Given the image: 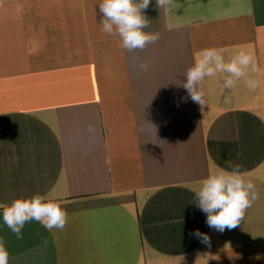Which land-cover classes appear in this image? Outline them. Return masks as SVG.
<instances>
[{"label":"crops","instance_id":"obj_1","mask_svg":"<svg viewBox=\"0 0 264 264\" xmlns=\"http://www.w3.org/2000/svg\"><path fill=\"white\" fill-rule=\"evenodd\" d=\"M100 2L0 0V203L51 191L68 213L22 239L0 213L8 264H264V0H151L159 39L134 51L101 31ZM240 45L247 76L206 77L201 111L182 87L193 53ZM229 162L260 199L221 233L189 186Z\"/></svg>","mask_w":264,"mask_h":264},{"label":"clouds","instance_id":"obj_2","mask_svg":"<svg viewBox=\"0 0 264 264\" xmlns=\"http://www.w3.org/2000/svg\"><path fill=\"white\" fill-rule=\"evenodd\" d=\"M150 2L151 0H101V31L109 36H118L120 47L127 51L143 50L149 44L155 43L159 39V33L145 31L149 27V21L144 11ZM173 2L174 0H156V6L167 8ZM237 47L238 50L228 59L225 58L227 49L223 47H205L193 53V64L186 71L182 87L187 90L191 100L200 105L201 111L207 104L202 87L206 77L220 75L224 80L223 87L232 89L237 81L247 76L254 56L250 46ZM244 82L251 89H255L257 85L256 81L250 79H245ZM189 187L195 194L197 208L206 214L208 227L221 233L239 226L247 209L260 199L250 174L242 172L238 164L231 162L228 168L210 163L206 178ZM62 203L61 199L50 191L46 194H34L30 198L14 199L10 204L0 203V213L4 224L17 239H22L25 223L33 220L49 231L62 230L68 218ZM192 235L211 247L207 234L197 229ZM182 259L183 256L180 261ZM8 262L9 252L0 240V264Z\"/></svg>","mask_w":264,"mask_h":264}]
</instances>
